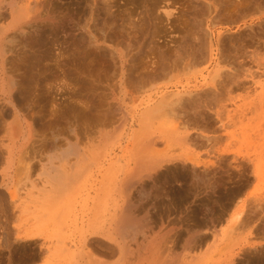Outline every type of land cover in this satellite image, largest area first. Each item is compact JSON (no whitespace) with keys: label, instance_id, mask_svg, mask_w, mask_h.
<instances>
[{"label":"rangeland","instance_id":"rangeland-1","mask_svg":"<svg viewBox=\"0 0 264 264\" xmlns=\"http://www.w3.org/2000/svg\"><path fill=\"white\" fill-rule=\"evenodd\" d=\"M42 1L16 111L0 88V264H264V0ZM178 91L209 103L188 143L145 114Z\"/></svg>","mask_w":264,"mask_h":264},{"label":"bare ground","instance_id":"bare-ground-1","mask_svg":"<svg viewBox=\"0 0 264 264\" xmlns=\"http://www.w3.org/2000/svg\"><path fill=\"white\" fill-rule=\"evenodd\" d=\"M50 1H52V0H50ZM49 1V2H50ZM100 1V0H99ZM134 1V0H133ZM137 1V0H136ZM257 1V0H256ZM94 2V1H93ZM103 2H106V4H107V1H103ZM262 2V1H261ZM264 2V1H263ZM53 3V2H52ZM97 3H99V2H97ZM136 3V2H135ZM256 3V2H255ZM2 4H5L3 7H2ZM48 4H50V3H48L47 1H42V0H36L35 2L32 0V1H30V0H0V88L2 89V91H3V93H4V96H5V98H8V101H9V104L13 107V109H14V111H16V99H17V102H18V98L16 97V94H14L13 95V97H12V95H11V90H12V87L14 88V86L17 84L16 83V80L14 79V78H12V77H9V75H8V70H7V68H6V65L8 64V57H7V54H8V52L9 51H12L13 50V48L16 46V45H18L22 40H23V42L25 41V42H28V41H26V36L28 35L29 36V34H25L23 31H21L22 29H24V27L25 28H32V27H34V24L36 23V22H38V21H40V22H42V21H44V20H49V21H53L54 19H56V18H54V17H57V16H55L54 15V17L52 16V11H54V9H56V7H53L54 9L52 10V9H50L49 7H48ZM102 4V3H101ZM53 5V4H52ZM104 5H105V3H104ZM261 5V4H260ZM51 6V5H50ZM54 6V5H53ZM101 6V5H100ZM108 7H110L111 5H107ZM223 6V5H222ZM258 6V5H257ZM108 7H107V12H109V11H111L110 10V8L108 9ZM52 8V7H51ZM224 8V7H223ZM222 9V8H221ZM248 9V8H247ZM41 10H44L43 11V13L44 14H42V12H41ZM113 11V10H112ZM56 12V11H55ZM113 12H115V11H113ZM150 12V11H149ZM33 13V14H32ZM111 12H109V14H110ZM128 13V12H127ZM167 13H168V15L169 14H171V13H169V11H167ZM55 14V13H54ZM146 14V13H145ZM151 13H149V15H150ZM173 14V13H172ZM97 15H99V14H97ZM105 15V14H104ZM104 15H102L103 17L102 18H104ZM129 15V14H128ZM127 15V16H128ZM219 15V14H218ZM68 16V15H67ZM106 16V15H105ZM111 16V15H110ZM151 16V15H150ZM171 16V15H170ZM221 16V15H220ZM91 17V16H90ZM100 16H98L97 18H99ZM108 18H109V16H107ZM131 17V16H130ZM8 18H10V22L12 23V25L9 27V26H7L6 24H5V20L6 19H8ZM60 18V17H59ZM101 18V19H102ZM107 18V19H108ZM151 18V17H150ZM215 18V17H214ZM94 19V18H93ZM152 19V18H151ZM61 20H63V19H61ZM109 20H112V17L109 19ZM109 20H107L108 21V23H110V22H112V21H110L109 22ZM115 20V19H114ZM117 20V19H116ZM115 20V21H116ZM157 20V19H156ZM217 20V19H216ZM216 20H214V21H216ZM67 21V20H66ZM91 21V20H90ZM89 21V22H90ZM101 21V20H100ZM153 21V20H152ZM200 21V20H199ZM56 22V21H55ZM54 22V23H55ZM58 22V21H57ZM56 22V23H57ZM62 22V21H61ZM60 22V23H61ZM117 22V21H116ZM150 22V21H149ZM223 22V21H222ZM48 23V22H47ZM55 23V24H56ZM63 23V22H62ZM103 23H104V21H103ZM197 23V22H196ZM37 24V23H36ZM39 24V23H38ZM41 24L42 23H40V26H41ZM49 24V23H48ZM100 24V23H99ZM145 24V23H144ZM95 25V24H94ZM93 25V26H94ZM102 25V24H101ZM101 25H98V26H100L101 27ZM104 25V24H103ZM107 25V24H106ZM106 25H105V27L104 28H106ZM140 25V24H139ZM47 25H45L44 27H46ZM95 26H97V25H95ZM141 26V25H140ZM143 26V25H142ZM36 27V26H35ZM42 27V26H41ZM91 27V26H90ZM89 27V28H90ZM99 27V28H100ZM103 27V26H102ZM137 27V26H136ZM96 28V27H95ZM98 28V29H99ZM113 28V27H112ZM101 29H103V28H101ZM107 29V28H106ZM105 29V30H106ZM41 30V29H40ZM77 30H78V28H77ZM87 30V29H86ZM93 30V29H92ZM9 31H12L10 34H8L9 33ZM34 31V30H33ZM99 31V30H98ZM102 32H103V30H101ZM100 31V32H101ZM89 33H91L90 31H88ZM100 32L99 33H97V34H99V36H100ZM101 32V33H102ZM135 32V31H134ZM142 32H144V31H142ZM86 33V32H85ZM17 34H20V36H21V38L19 39V40H17L16 39V36H19V35H17ZM105 34V33H104ZM111 34V33H110ZM109 34V35H110ZM81 35H82V33H81ZM108 35V34H107ZM136 35V34H135ZM19 36V37H20ZM80 36V35H79ZM99 36H97V38L99 37ZM103 36V34L100 36V37H102ZM111 37V39H113V37H112V35H110ZM115 36V35H114ZM246 36V35H245ZM40 37V36H39ZM80 37H82V36H80ZM85 37V36H84ZM90 37H91V35H90ZM129 37V36H128ZM134 37V36H133ZM136 37V36H135ZM27 38H29V39H31L30 37H27ZM89 38V37H88ZM93 37H91V44L92 43H94V42H92V39ZM96 38V37H95ZM104 38V37H103ZM109 38V37H108ZM110 38L107 40V41H110ZM116 38V37H115ZM117 38H118V36H117ZM120 38V37H119ZM82 39H83V37H82ZM85 39V38H84ZM87 39V38H86ZM84 40V41H87V40ZM135 39V38H134ZM134 39H132L133 41H134ZM234 39V38H233ZM99 40V39H98ZM223 40V39H222ZM82 41V40H81ZM94 41V40H93ZM112 41V40H111ZM110 41V42H111ZM196 41V40H195ZM88 42V41H87ZM103 42V41H102ZM117 42V41H116ZM116 42H114L115 44H116ZM129 42V41H128ZM132 42V41H131ZM130 42V43H131ZM203 42V41H202ZM205 42V41H204ZM90 43V42H89ZM88 43V44H89ZM113 43V42H112ZM113 43V44H114ZM201 43V42H200ZM223 43V42H222ZM237 43V42H236ZM30 44H31V42H30ZM29 44V45H30ZM87 44V45H88ZM124 44H125V42H124ZM135 44V43H134ZM202 44V43H201ZM204 44V43H203ZM119 45H120V43H119ZM126 45V44H125ZM138 45V44H137ZM194 45V44H193ZM196 45V44H195ZM28 46V45H27ZM90 46V45H89ZM95 46V45H94ZM124 46V45H123ZM81 47H82V45H81ZM91 47V46H90ZM103 48H104V46H102ZM132 47V46H131ZM134 47V46H133ZM222 47H224L225 48V45L223 46V44H222ZM77 48V47H76ZM80 48V47H79ZM89 48V47H88ZM94 48V47H93ZM102 48V49H103ZM138 48V47H137ZM196 48V47H195ZM78 49V48H77ZM81 49H83V48H81ZM90 49V48H89ZM105 49V48H104ZM103 49V50H104ZM107 49H109V48H107ZM193 49V48H192ZM197 49V48H196ZM204 49V48H203ZM79 50V49H78ZM84 50V49H83ZM91 50V49H90ZM101 50V49H100ZM102 50V51H103ZM110 50V49H109ZM195 50V49H194ZM80 51V50H79ZM89 51V50H88ZM105 51V50H104ZM111 51V50H110ZM113 51V50H112ZM82 52V51H81ZM108 52V51H107ZM99 53V52H98ZM105 53V52H104ZM103 53V55H106V54H104ZM116 53V52H115ZM195 53V52H194ZM201 53V52H200ZM222 53V52H221ZM81 54V53H80ZM84 54V53H83ZM100 54H101V51H100ZM99 54V55H100ZM111 54V53H110ZM82 55V54H81ZM87 55V54H86ZM88 56V55H87ZM164 56V55H163ZM202 56V55H201ZM224 56V55H223ZM89 57V56H88ZM101 57V56H100ZM108 57H109V55H108ZM132 57V56H131ZM221 57V56H220ZM79 58V57H78ZM102 58H104V57H102ZM117 58V57H116ZM133 59V58H132ZM164 59V58H163ZM203 59V58H202ZM228 59V58H227ZM114 60V59H113ZM225 60V59H224ZM167 61V60H166ZM161 62V61H160ZM165 63V62H164ZM217 63V62H216ZM166 64L168 65V63L166 62ZM159 67H161V66H159ZM158 67V68H159ZM167 67H165V69H166ZM155 69V68H154ZM82 70V69H81ZM86 74V73H85ZM262 74V73H261ZM258 75H259V73H258ZM132 76V75H131ZM261 76V75H260ZM255 77V76H254ZM261 77H263V76H261ZM260 78V77H259ZM19 80V79H18ZM18 82V81H17ZM20 81H19V86H20ZM22 85V84H21ZM259 87L264 91V82L263 81H260L259 82ZM18 86V85H17ZM17 88V87H16ZM15 88V89H16ZM18 90V89H17ZM14 91V90H13ZM19 93V92H18ZM18 93H17V95H18ZM186 92H181V91H178V92H171V93H169V92H167V93H163V95L161 96V98L159 99V100H157V101H154L153 103H151V104H149V106L147 107V113H145L146 114V116L149 118V119H156V118H159V117H165L166 118V121H168V124H174V125H172V126H174L173 128H175V129H173V130H175V131H177L179 134H180V138H183L182 140L183 141H185L186 143H188L189 142V138H190V135H189V133L188 132H186V131H182L181 133H180V131L178 130V129H180V130H184V129H187L188 127H191V126H193V125H196V124H194L195 123V119H197L199 116H201V115H199V114H201V113H199L196 109H197V107H199V109H201V108H204V106H202V105H204L205 103L206 104H209L208 103V101L206 102H204V100H203V98H201V94L200 93H198L197 94V96H199V98H196L195 96H193L192 95V97L191 98H189V99H187L186 97H185V94ZM203 93V92H202ZM186 94H189V95H191L192 93H186ZM208 94V93H207ZM202 95H204L205 96V93L204 94H202ZM203 96V97H204ZM207 96H205V98H206ZM20 100V99H19ZM202 100H203V102H202ZM207 100V99H206ZM203 103V104H202ZM20 104V103H19ZM5 105H7V104H5ZM4 105V106H5ZM202 106V107H201ZM206 107L205 108H207V106L208 105H205ZM5 108V107H4ZM9 108V107H8ZM191 108H195V110L197 111V113H199L197 116L198 117H196L195 119H192L193 117H191L192 115H190V114H188V113H190L191 111H188V109H191ZM10 110V109H9ZM12 110V109H11ZM195 110H192V111H195ZM13 111V110H12ZM8 112V111H7ZM203 112V111H202ZM13 113V112H12ZM196 113V114H197ZM14 114V113H13ZM192 114V113H191ZM190 115V116H189ZM196 116V115H195ZM16 119H18V118H16ZM200 119V118H199ZM198 119V120H199ZM3 120H5V119H3ZM198 120H196V121H198ZM200 120H202V119H200ZM199 120V121H200ZM1 121H2V118H1ZM198 123V122H197ZM199 123H201V122H199ZM19 125V124H18ZM170 126V125H169ZM172 126H170V127H172ZM172 130V129H171ZM21 131V130H20ZM174 131V132H175ZM27 132V131H26ZM179 140V139H178ZM183 143V142H182ZM190 144V143H189ZM195 144V143H194ZM154 145H155V142H148L147 143V147L148 148H151V150H154ZM26 154V153H25ZM1 156V155H0ZM26 155H24V156H22V157H25ZM5 157V156H4ZM21 157V158H22ZM152 157V156H151ZM26 160H27V158H25ZM24 158H23V161H22V163L24 164V162L26 161ZM248 159V158H247ZM167 161H169V163H176L177 161H179V160H177V159H171V160H167ZM173 165V164H172ZM173 166H178L177 164H175V165H173ZM180 166V165H179ZM23 167H24V165H23ZM181 167V166H180ZM166 168H168V167H166ZM172 168L173 167H171L170 169H171V171H173L172 170ZM169 169V168H168ZM169 169V170H170ZM176 170V169H175ZM174 170V171H175ZM178 173H176V174H179V172L181 173V171H180V169L178 168ZM171 171H169V173L171 172ZM196 173V172H195ZM160 174V173H159ZM166 174V173H165ZM167 174H168V172H167ZM171 174V173H170ZM169 174V175H170ZM175 174V175H176ZM175 175L173 174V176L175 177ZM166 176V175H165ZM172 176V175H171ZM168 177V176H167ZM177 177V176H176ZM200 185V184H199ZM143 188H145V186L143 187ZM142 188V189H143ZM146 189V188H145ZM143 192H144V190H142ZM12 195H14V194H12ZM179 196V195H178ZM2 198V197H1ZM14 198V197H13ZM179 198H181V196L179 197ZM131 200V199H130ZM110 201V200H109ZM18 202V201H17ZM3 202L2 201H0V204H2ZM93 204V203H92ZM131 206V205H130ZM133 206V205H132ZM145 206V205H144ZM168 206V205H167ZM1 207V206H0ZM5 207V206H4ZM4 207H2V209H0V212H2L3 211V213H4ZM15 207V206H14ZM6 208V207H5ZM12 208V207H11ZM131 208V207H130ZM142 208H143V206H142ZM145 208V207H144ZM128 209V208H127ZM146 209V208H145ZM170 209V208H169ZM2 210V211H1ZM6 210H7V208H6ZM6 210H5V213H6ZM16 210V209H15ZM19 213H20V211H18ZM136 212V211H135ZM5 213H4V217H6L5 216ZM17 214V213H16ZM134 214V213H133ZM141 214V213H140ZM11 216L13 215V214H10ZM18 215V214H17ZM125 215H126V213H125ZM238 215H239V213H238ZM1 217H2V215H0ZM9 216V215H8ZM8 216H7V218H8ZM15 216V215H14ZM1 217H0V220H1ZM17 217V216H16ZM134 217V216H133ZM145 217V216H144ZM240 217V216H239ZM10 218H12V217H10ZM9 218V219H10ZM135 218V217H134ZM216 218V217H215ZM237 218V217H236ZM115 219V218H114ZM4 221H6L5 220V218L3 219ZM141 220V219H140ZM148 220V219H147ZM216 220V219H215ZM214 220V221H215ZM236 221H237V219H235ZM240 220V219H239ZM2 221V220H1ZM0 221V222H1ZM17 221V220H16ZM146 221V220H145ZM211 221V220H210ZM9 222V221H8ZM125 222H126V220H125ZM6 223V222H5ZM5 223H3L2 222V224H5ZM237 223V222H236ZM238 223H239V221H238ZM242 223H244V222H242ZM148 224V223H147ZM246 224V223H245ZM6 225V224H5ZM241 225V224H240ZM239 225V226H240ZM2 225H0V227H1ZM135 226V225H134ZM235 226V225H234ZM139 227V226H138ZM135 228H137L136 226H135ZM10 229V228H9ZM113 231V230H112ZM143 231V230H142ZM146 233H148V232H146ZM152 234V233H151ZM187 234V233H186ZM194 234V233H193ZM204 235H206V234H204ZM195 237V236H194ZM197 237H199L198 235H197ZM205 238H206V236H205ZM3 239V238H2ZM17 239V238H16ZM15 239V240H16ZM22 239H24L25 241H30V242H34L35 240H36V238H34L33 237V235H31L30 233H27V231H26V233H24V236L22 237ZM24 240H21V241H24ZM146 240H147V238H146ZM145 240V241H146ZM204 240V238L202 237V235H201V237H200V239L198 240V241H203ZM20 241V242H21ZM193 241H194V238H193ZM13 242V241H12ZM38 242V241H37ZM137 242H139V241H137ZM189 242V241H188ZM195 242V241H194ZM192 243V242H191ZM19 244V243H18ZM18 244H17V246H18ZM23 244H25L26 245V243L24 242ZM40 244V243H39ZM85 245H86V243H84ZM84 245V246H85ZM91 245H92V243H91ZM90 245V246H91ZM194 245H195V243H194ZM193 245V246H194ZM1 246V245H0ZM16 246V247H17ZM20 246V245H19ZM136 246V245H135ZM167 246V248L169 249V246L168 245H166ZM22 247V246H21ZM83 247V246H82ZM2 248V247H1ZM18 248V247H17ZM32 248H34L33 246H32ZM39 248V247H38ZM38 248H36V249H38ZM190 248H192V246L190 247ZM195 248V247H194ZM193 248V249H194ZM3 249V248H2ZM19 249H20V247H19ZM18 249V250H19ZM76 249L77 250H80V247L79 246H76ZM166 249V248H165ZM17 249L15 248V250L14 251H16ZM24 250H25V248H24ZM24 250H23V252H24ZM29 250H30V248H29ZM40 250V249H39ZM82 250H83V248H82ZM94 250V249H93ZM153 249L152 248H150V247H148L147 248V251H146V253H144V255L143 256H141L140 255V260L142 259V260H145V259H149V258H151L152 256H153V251H152ZM167 250V249H166ZM23 252H20V253H23ZM37 252V251H36ZM138 252V251H137ZM26 253V252H25ZM32 253V252H31ZM34 253V252H33ZM43 253V252H42ZM37 254V253H36ZM136 254V253H135ZM167 254V253H166ZM25 255V254H24ZM24 255H23V257H24ZM41 255V254H40ZM160 255H162V254H160ZM164 255V254H163ZM172 255V254H171ZM171 255H168V256H171ZM38 256V255H37ZM173 256V255H172ZM171 256V257H172ZM27 257H28V255H27ZM135 257H137V256H135ZM146 257V258H145ZM168 258H170V257H168ZM261 258V257H260ZM28 259V258H27ZM131 259V258H130ZM249 259V258H248ZM26 260V259H25ZM171 260V259H170ZM169 260V261H170ZM168 261V262H169ZM25 263V262H24Z\"/></svg>","mask_w":264,"mask_h":264}]
</instances>
